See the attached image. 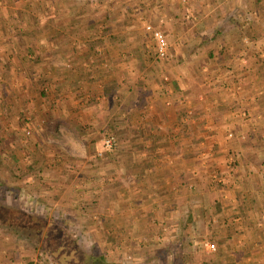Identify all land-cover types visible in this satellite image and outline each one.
<instances>
[{
  "label": "crops",
  "instance_id": "crops-1",
  "mask_svg": "<svg viewBox=\"0 0 264 264\" xmlns=\"http://www.w3.org/2000/svg\"><path fill=\"white\" fill-rule=\"evenodd\" d=\"M8 1L13 0H0L2 26L11 22ZM39 1L48 7L45 30L35 33L39 40L35 60L14 48L20 55L16 62L20 69L12 71L14 87H34L37 80L50 77L59 91L63 86L76 91V99H59L73 119L72 128L90 124L94 137L105 127L118 129L119 135L127 130L130 136L121 138L126 152L117 157L120 169L104 168L103 174L131 175L139 192L158 205L155 215L167 217L172 212L170 224L179 213L173 211L175 205L205 207L202 200L214 196L219 209L210 221L220 224V238L227 240L224 225L230 220L239 225L235 214L243 207L248 216L244 228L230 226V236L236 246L251 249L238 263L250 264L256 258L264 264V141L257 140H264V12L260 10L264 0ZM34 3L24 0L22 5L30 8ZM52 17L55 27L47 24ZM98 22L104 30L96 32ZM138 23L163 31L171 48L166 58H157L154 47L141 44L143 36L151 35ZM255 23L260 24L258 30ZM0 32V37L15 36ZM116 37L121 43L112 42ZM113 54L137 59L110 63L107 56ZM28 62L34 72L26 69ZM114 65L118 70L129 68L127 75L134 70L130 74L136 76L129 84L134 95L123 100L134 101V111L118 117L109 116L97 103L108 98L105 92ZM52 73L58 74L48 75ZM232 133L234 138L227 137ZM237 229L244 233L233 234Z\"/></svg>",
  "mask_w": 264,
  "mask_h": 264
},
{
  "label": "rangeland",
  "instance_id": "rangeland-1",
  "mask_svg": "<svg viewBox=\"0 0 264 264\" xmlns=\"http://www.w3.org/2000/svg\"><path fill=\"white\" fill-rule=\"evenodd\" d=\"M23 1L7 2L12 7L3 11L6 13L7 9L11 22L6 26L0 25V31L8 33V36L15 35L0 37V207L8 210V215L4 214L8 220L19 218V226H16L0 216V264H66L64 260L67 257L63 258V251L68 249L63 243L67 242L75 244L81 254L97 252L105 264H199L213 257L218 264L225 261L241 264L238 261L248 257L251 248L233 243L230 226L235 230L236 226L245 225L247 214L245 218L235 214V217H240L239 225L225 220L227 240L220 238V224L210 221L219 209L214 196L202 200L205 207L200 204L201 207L196 208L191 203L186 208L175 205L173 211L179 210V213L170 224L169 214L172 212L167 217L155 215L158 205H152L149 196L139 192L131 175L121 178L118 173H113L107 178L108 175L103 174L106 172L104 168L114 170L115 166L120 169L117 157L126 152V144L121 145V138L130 136L127 130L119 135L118 129L105 127L94 137L90 124L84 122L80 130L72 128L74 125L70 123L73 119L67 110H63L60 100L76 99V91L65 86L59 87V91L50 77L37 80L34 87H14L12 71L20 69L16 63L20 55L18 57L14 48L35 60L33 53L38 50L39 41L35 33L45 30V11L48 9L39 0H33L35 5L30 8L22 5ZM260 10L264 12V7L261 6ZM53 17L47 23L50 27H55ZM146 24L150 23H138V27L145 29ZM259 25L255 23L257 30ZM95 30H104V27L98 22ZM151 37L143 36L141 44L152 49ZM117 39L112 42L121 43ZM134 43L132 40L130 45ZM100 55L98 59L103 57ZM127 57L119 54L107 56L110 63L113 59L115 63L137 59V56ZM28 63L26 69H31ZM114 66V77L106 88L108 94L105 92L108 98L103 102L98 99L97 103L99 108L105 106L109 116L118 117L134 111V101L123 100L125 96L134 95L135 89L129 84L136 76L130 74L134 70L127 75L129 68L118 70V65ZM31 72L34 71L31 69ZM57 74L48 75L55 77ZM35 78L38 79L36 75ZM101 92L102 88L97 93L99 97ZM61 114L68 116V120H64ZM99 114L104 116L101 110ZM110 133L114 134L117 145L107 149L104 138ZM234 136V133L227 135L229 138ZM261 139L257 138L262 143L264 140ZM130 142L134 143V139ZM231 158L233 165L238 166L235 157L232 155ZM216 185L221 187L223 184ZM242 187L244 191L247 189L245 182ZM241 200L244 204L247 201L245 197ZM171 203L177 204V200ZM209 211L212 214L205 215ZM50 226L57 230L62 245L57 242H50L48 247L40 244L39 239L45 238V231ZM239 230L233 234L241 236L244 232ZM205 243H214L215 250L209 251ZM257 261L255 258L249 262L259 264Z\"/></svg>",
  "mask_w": 264,
  "mask_h": 264
},
{
  "label": "trees",
  "instance_id": "trees-1",
  "mask_svg": "<svg viewBox=\"0 0 264 264\" xmlns=\"http://www.w3.org/2000/svg\"><path fill=\"white\" fill-rule=\"evenodd\" d=\"M2 208V209H1ZM6 208V207H5ZM3 207H0V216L2 217V219H6L5 221L7 223H12L11 225H16L19 226V218H11V220H8L9 217H6L4 214L8 215L7 212L8 210H6ZM239 214L244 215L243 217L245 218V210L243 207L240 208V212ZM23 216V215H22ZM31 217H34L32 215H30ZM5 217V218H3ZM18 219V221H16ZM37 220V218L34 219V223ZM4 222V220H3ZM5 223V222H4ZM53 223V222H52ZM52 225V224H51ZM18 230H22V227H18ZM57 230L55 229L54 226H50L46 231H45V238L44 239H39V242L41 245H45L48 247V244L50 242H52V244L54 243H59L62 245L63 241H59L58 239V232H56ZM64 245H67L66 249L68 250H64L63 251V258H66V260H64V262L66 264H105L104 259L101 258L100 256H98L97 252H93L91 254H81L79 251H77L75 244H68L67 243H63ZM62 254V255H63ZM61 256V255H60ZM217 259L210 258V260H203L202 262H200L199 264H218V262L216 261ZM177 264V263H174ZM186 264V262H185ZM223 264H231L229 262H224Z\"/></svg>",
  "mask_w": 264,
  "mask_h": 264
},
{
  "label": "built area",
  "instance_id": "built-area-1",
  "mask_svg": "<svg viewBox=\"0 0 264 264\" xmlns=\"http://www.w3.org/2000/svg\"><path fill=\"white\" fill-rule=\"evenodd\" d=\"M145 29L151 34L152 39L154 41V50L157 58L163 59L166 58L169 54V45L166 39L165 34L162 30L152 26L151 24H146ZM116 138L114 134H107L104 138V146L107 149H111L116 146ZM205 246L209 251L215 250L214 243H205Z\"/></svg>",
  "mask_w": 264,
  "mask_h": 264
}]
</instances>
